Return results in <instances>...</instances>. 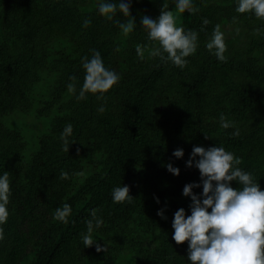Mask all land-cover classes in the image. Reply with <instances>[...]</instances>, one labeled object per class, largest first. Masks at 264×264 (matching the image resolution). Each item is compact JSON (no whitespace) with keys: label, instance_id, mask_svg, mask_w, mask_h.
Listing matches in <instances>:
<instances>
[{"label":"trees","instance_id":"1","mask_svg":"<svg viewBox=\"0 0 264 264\" xmlns=\"http://www.w3.org/2000/svg\"><path fill=\"white\" fill-rule=\"evenodd\" d=\"M100 2L0 0V175L8 171L11 190L9 216L0 225V264L24 258V264H78L89 248L81 236L93 209L104 221L92 234L106 249L104 259L120 262L127 251L138 264H190L188 242L172 239V221L180 208L191 215L184 186L201 184L199 170L186 167L194 146L232 152L264 191V60L257 55L264 50V20L237 13V0H192L199 11H185L177 25L198 33V47L180 69L147 51L140 59L136 51L152 47L141 17L156 19L162 5L173 10L175 0H131L136 27L128 36L117 21L131 17L118 11L108 20L99 14ZM217 24L243 30L240 44L227 48V62L205 46ZM93 50L120 80L103 99L89 93L78 101L82 59H91ZM69 83L76 93L68 92ZM33 110L42 125L28 160L23 154L30 142L6 119ZM222 113L235 127L221 128ZM69 123L74 143L66 152L60 135ZM176 149L182 158L172 155ZM168 164L179 175L167 171ZM62 171L68 179H60ZM125 185L131 202L113 203L112 190ZM230 186L242 187L236 181ZM192 191L200 195L202 184ZM65 203L72 209L67 224L52 218Z\"/></svg>","mask_w":264,"mask_h":264},{"label":"clouds","instance_id":"2","mask_svg":"<svg viewBox=\"0 0 264 264\" xmlns=\"http://www.w3.org/2000/svg\"><path fill=\"white\" fill-rule=\"evenodd\" d=\"M130 7L131 0L127 3L101 0L98 11L101 16L112 20L118 11L125 17H131ZM168 8V4H163L156 19L146 15L141 17V24L147 31V39L152 47L138 45L136 51L140 59H144V53L147 51L149 56L159 57L161 61L171 62L183 69L188 63L186 58L197 50L198 33L193 30L185 31L184 27L177 25V21L181 20V14L185 11L194 14L199 9L193 5L192 0H175V11L167 10ZM235 11L239 14L252 13L257 19L264 20V0H237ZM233 22H236V17H233ZM90 23L89 19H85L83 27L87 28ZM117 23L124 36H128L136 27L133 17L126 23ZM209 23V20H203V26ZM259 31L256 30L257 35ZM205 46L218 61L227 62V46L220 24L215 25ZM82 67L85 76L76 96L78 101L86 99L89 93L98 94L97 99H103L105 93L120 80L115 71L104 66L99 51L93 50L91 59L84 57ZM69 79L75 81L76 78L73 76ZM67 90L70 94L76 93L75 84L69 83ZM104 111L103 106L98 108V112ZM219 120L222 129L235 127L234 122L227 120L223 113ZM72 133L73 127L69 123L60 135L63 150L66 152L69 145L74 143L69 141ZM232 135L238 137L239 129ZM207 138L208 136H205V139ZM172 155L180 159L184 153L182 149H176ZM197 157L199 159H196ZM241 163L239 157H235L223 147L192 148L186 167L199 170L202 193L197 195L192 191L193 188L201 187V184H186L183 195L191 199V215L186 218L185 210L180 208L174 213L172 221V239L177 245L188 242L187 260L190 264H264V191L249 172L238 167ZM166 168L173 175H179V169L171 164L166 165ZM77 175L85 177L86 174L80 172ZM60 179H68V173L62 171ZM232 181L238 182L242 187H231ZM129 191L126 185L115 187L112 190L113 203H130L133 197L129 195ZM10 195L9 173L5 171L0 175V225L7 222ZM97 211L98 209L91 211V219L86 221L87 232L82 234L81 238L85 247L96 245V251L101 252L106 249L101 248L92 235L94 229L100 228L104 223L103 219L97 216ZM71 212V206L65 203L55 210L53 218L67 224ZM157 215L165 218L163 210L158 211ZM3 239L4 230L0 227V240Z\"/></svg>","mask_w":264,"mask_h":264},{"label":"rangeland","instance_id":"3","mask_svg":"<svg viewBox=\"0 0 264 264\" xmlns=\"http://www.w3.org/2000/svg\"><path fill=\"white\" fill-rule=\"evenodd\" d=\"M175 11V8L172 10ZM185 18L184 13L181 14V20L177 21V24L180 23V21H183ZM237 29L239 31H237ZM221 31L224 33V40L227 48H230L234 45H239L240 41L243 39V30L239 27H235L232 25H224L221 29ZM258 56H261V58L264 60V50L257 52ZM46 83V81H45ZM41 88L37 86V89L35 90V94H39ZM40 98V96H37ZM35 110L32 111V116L30 114H26L25 116H22V118L16 117V116H9L6 119V122L9 126L12 128H15L22 134V140H27L30 142L29 150H25L26 144L24 147V153L23 154L27 159L28 157L32 156L34 152L36 151V144L38 142L37 135L41 130V122L37 119L36 114L34 113ZM24 140V142H25ZM30 159V158H29ZM28 159V160H29ZM55 212L52 214V218L54 217ZM102 247L101 244H99ZM148 245V244H147ZM149 246V245H148ZM104 251L97 252L96 251V245H93L89 247L84 255H82V258L79 260L78 264H138L139 260L134 255L130 256V254L125 251L124 257L120 260V262L115 260H106V258H103ZM25 258L18 264H24Z\"/></svg>","mask_w":264,"mask_h":264}]
</instances>
